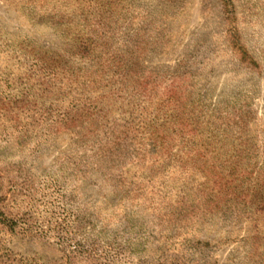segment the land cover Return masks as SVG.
I'll return each mask as SVG.
<instances>
[{
	"label": "rangeland",
	"instance_id": "374dc122",
	"mask_svg": "<svg viewBox=\"0 0 264 264\" xmlns=\"http://www.w3.org/2000/svg\"><path fill=\"white\" fill-rule=\"evenodd\" d=\"M0 264H264V0H0Z\"/></svg>",
	"mask_w": 264,
	"mask_h": 264
}]
</instances>
